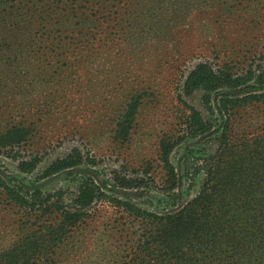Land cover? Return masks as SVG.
I'll return each mask as SVG.
<instances>
[{"label": "rangeland", "instance_id": "rangeland-1", "mask_svg": "<svg viewBox=\"0 0 264 264\" xmlns=\"http://www.w3.org/2000/svg\"><path fill=\"white\" fill-rule=\"evenodd\" d=\"M21 1L17 0L15 8L11 9L9 0H0V134L7 124L21 120H26V124L34 123V129L25 145L13 150L1 149L0 177L7 184L17 185L27 193L65 192L62 204L57 205L65 210L70 204L77 176H89L103 188L107 183L113 184L119 176L135 178L148 172L145 178L149 179L150 192L141 193L109 185L106 190L114 197L130 198L139 208L159 215L182 208L197 194L203 180L202 175L198 176L195 185L189 189L183 178V161L190 149L196 150L212 138L214 131L225 120L218 114V99L241 98L256 92L252 89L256 88L253 83L218 90L211 98L214 112L211 115L201 102L200 92L185 96L183 83L190 71L201 62L214 69L232 67L234 72L239 73L252 63L256 74H264V0H253L245 5L253 7L233 11L234 15L222 5L203 6L205 1L210 0H130L128 3L133 4L129 6L132 12L131 17L128 15L131 24L127 36L117 40L110 56L108 44L98 48L105 43L102 33L105 30L98 28L96 33L99 35L82 38L83 42L91 43L92 51L87 53L90 65L74 69L70 61L71 53L65 56L62 51H57L42 73L36 72L30 65L29 48L32 45L26 43L28 50L20 49L19 42L23 38L20 29H24L21 24L26 20L17 16L16 9ZM48 1L55 6V1L66 0ZM220 1L224 3L225 0ZM78 19L57 20L67 21L70 26L67 28L71 31L67 36L75 37ZM93 27L90 24L84 30L89 33ZM84 52L80 54L86 57ZM59 75L79 79L78 92H74L76 90L69 83L70 79L64 80ZM122 76H131L133 81L136 80L135 85L120 83ZM103 79H106L105 86L99 89L101 85H97L93 91H100L93 97L84 93V85L88 81ZM57 88L65 91L71 100L65 111L61 107L54 116L33 117L35 110L32 105L36 104L37 98L51 94L56 96L54 90ZM136 94L142 96L141 104L130 135L125 143L120 144L114 139L115 126L129 100ZM26 96L30 99L27 100ZM63 103V100L59 101V104ZM187 106L198 111L203 118L213 120L215 127L195 139L182 140L170 149L168 161L177 174V197L175 207H169L160 191L164 188L165 179L159 159L162 152L160 146L166 141L173 142L183 134ZM260 115L258 109L247 106L233 110L234 138L239 139L262 128L264 123ZM208 146L214 151L215 144ZM74 149L80 150L83 155L84 162L80 166L40 179L42 171L51 162L64 158ZM210 150L207 149V152ZM35 154L41 161L34 171L29 174L19 172L18 162L29 160ZM46 210L50 213L46 215L50 218V227H46L47 223L36 221L35 215L40 214L31 218L30 212L15 206L0 194V264H24L26 259H21V256L30 249L39 252L40 248L52 256L41 260L38 253L29 251L30 259L38 264H117L123 251H128L136 243L132 218L121 215L108 203L92 206L88 211L90 216L72 229L62 220L53 219L55 206ZM119 232L123 233L124 239H119ZM43 239L44 244L41 245Z\"/></svg>", "mask_w": 264, "mask_h": 264}, {"label": "trees", "instance_id": "trees-1", "mask_svg": "<svg viewBox=\"0 0 264 264\" xmlns=\"http://www.w3.org/2000/svg\"><path fill=\"white\" fill-rule=\"evenodd\" d=\"M9 1L12 4L11 9L15 8L17 0ZM129 1L66 0L55 1L53 6L48 0H22L20 7L16 9L18 18L26 19L24 24H21L24 25V29H20L23 37L19 42L20 49L28 50L26 43L32 45L29 48L30 65L39 73L45 71L48 60L57 51H62L65 56L71 53L70 61L74 69L80 70L82 65L87 67L90 65L88 54L92 48L91 43L83 42L82 38L99 35L96 30L103 28L106 32H102L105 43L98 48L108 44L110 56L114 52L117 40L127 36V29L131 24L128 15L131 17L132 12L129 6L133 4L128 3ZM213 1H205L203 6L222 5L233 15L237 10L253 7L250 4L245 6L253 0H225L224 3L220 0L216 3ZM59 18L61 20L79 18L75 37L67 36L71 32L67 28L70 26L67 21L57 20ZM90 24L94 27L87 33L84 29ZM123 41L126 43L127 39L124 38ZM73 50L76 52H72ZM82 51H87L84 54L89 53L84 57L80 54ZM252 66L251 63L247 69L239 73L234 72L232 67L222 66L214 69L208 63L201 62L186 77L182 86L183 93L188 97L194 92H200L201 102L211 115L214 114L211 98L218 90L239 88L253 83V87L256 88L252 89L256 92L248 93L241 98L218 99L217 111L225 120L214 131L212 138L206 140L200 148L190 149L186 154L183 161V178L188 183V188L195 185V178L198 176L202 175L203 180L197 194L178 211L159 215L139 208L130 198L120 199L106 190L109 185L141 193L150 192L152 190L149 179L145 178L148 172H145L146 174L143 172L141 176L135 178L119 176L114 179L113 184L106 182L103 188L95 184L89 176H77L70 204L65 210L57 206L62 204L65 195L62 191L46 194L40 191L27 193L17 185L7 184L0 177V194L5 195L15 206L30 212L28 214L31 218L34 214H40L35 215L36 221L47 223L46 227L51 226L50 218L46 216L50 215L46 213L47 208L55 206L56 214L53 219L62 220L72 229L90 216L88 211L92 206L98 203L110 204L121 215L132 218L135 227L132 232L137 235L136 243L128 251H123L117 264H264V125L252 134L235 139L234 119L231 118L233 110L247 106L258 109L264 123V74L260 72L256 74ZM59 76L64 80L70 79L69 83H72L75 90L80 87L79 79ZM122 77L120 83L135 85L136 80L133 81L131 76ZM105 81L106 79L88 81L84 85V93L93 97V94L100 91L97 90L95 93L93 90L97 85H101L99 89L103 88ZM54 91L57 93L56 96L51 94L37 98L36 104L32 105L35 110L33 117L54 116L59 113L61 107L65 111V106L71 103V100L65 95V91L58 88ZM33 93H36L35 90ZM141 97L139 94L131 97L115 126L114 139L120 144L125 143L130 135ZM26 99H30V96H26ZM60 100L66 105L59 104ZM186 111L183 134L173 142L166 141L165 145L161 143L160 146L162 152L159 159L165 171L164 188L160 191L165 195L164 202L169 207H175L177 197L175 192L177 174L168 161L170 149L182 140L195 139L211 132L215 127L213 120L203 118L192 107L187 106ZM31 123L26 124V120H21L7 124L6 129L0 134V151L6 148L13 150L25 145L34 129V123ZM212 143L215 144L214 151L210 150L211 145L208 146ZM207 149L210 151L207 152ZM14 157L18 159L16 155ZM40 159L35 154L31 155L29 160L19 161V172L32 173ZM83 162L80 150L74 149L64 158L51 162L42 171L40 179L78 167ZM50 212L53 214L52 210ZM119 233V239H124L123 233ZM44 240L40 242L41 245L44 244ZM29 251L38 253L41 260L52 256H48L43 248H40L39 252L33 249ZM28 252L21 256V259H26L24 264H38L36 260L30 259Z\"/></svg>", "mask_w": 264, "mask_h": 264}]
</instances>
